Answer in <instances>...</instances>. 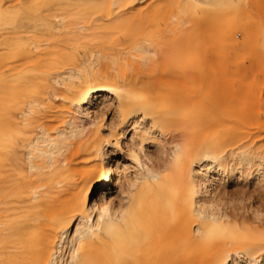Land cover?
Instances as JSON below:
<instances>
[{
	"label": "bare ground",
	"instance_id": "obj_1",
	"mask_svg": "<svg viewBox=\"0 0 264 264\" xmlns=\"http://www.w3.org/2000/svg\"><path fill=\"white\" fill-rule=\"evenodd\" d=\"M224 8L232 73L203 40ZM108 110L148 116L156 166L116 172ZM251 178L264 191V0H0V264H264L263 210L225 201ZM114 183L117 207L92 199Z\"/></svg>",
	"mask_w": 264,
	"mask_h": 264
},
{
	"label": "rangeland",
	"instance_id": "obj_2",
	"mask_svg": "<svg viewBox=\"0 0 264 264\" xmlns=\"http://www.w3.org/2000/svg\"><path fill=\"white\" fill-rule=\"evenodd\" d=\"M225 9L226 8L221 9L222 12L218 17L216 23L205 28L203 32V40L209 52H211V50L215 48H217V50L219 48L221 49L225 57V67L227 70H229V73H232L234 69V51L230 45L224 44L223 32L226 30L228 31V33L233 32L232 34L236 38L239 37V34L237 31L234 32V24L236 22V18L233 14V11L230 10L228 12L225 11ZM210 55L211 59L205 64V69L208 72L220 70L221 66L219 65V63L215 62V59L212 58V54ZM188 84L189 86H196V83L193 82ZM217 88L218 87L216 85H211L209 86V91L210 93H215L214 95L215 98H217L216 100H218L219 106H224L226 102L225 106L234 107L235 100L232 95L233 93L231 91V85L228 86L224 95H222L223 93H219L217 91ZM203 100H207L211 103L214 101L209 96L204 97ZM93 103H91V105ZM88 105L89 104H87L86 106ZM92 106L93 107L90 108V116H93V114L95 115V113L93 112H95L96 110L98 111L97 105ZM96 114L98 115V113ZM78 116L83 120L88 119L86 118L84 111L81 113L79 112ZM97 119H100V132L105 136L109 134L111 127L113 126L111 125L113 124V122H116L118 128L125 130L124 135L120 138V144L118 147H112L111 145L105 144V148L111 150L110 157L112 158V160H114L112 162H114V164H117V173L125 172L130 174L131 176H134V174H136L138 171H145L146 167L148 166L153 167L157 165L158 160L161 158V153L159 152L155 141V136L158 134V131L156 130V128H148V126H150L148 116L143 117L141 114H138L136 116L130 117L125 122L120 123L113 111L108 110L104 115H100ZM137 125L139 127L135 129L134 126ZM145 130L150 131V133H147ZM133 154H138V156L140 157L139 162L135 161L132 156ZM195 168L198 169L201 167L196 164ZM261 171V169L259 171L255 170V173L258 174ZM252 179L253 178L248 181L247 185L239 187L240 190L244 191V193L241 192L236 194H234L236 186L234 185L232 180H228L226 182V187L229 194L233 197L231 196L229 197V200L226 199L225 201L229 202V204H232L234 207L244 212L247 216H249V218L256 219L254 213L258 208H261L264 212V191L261 190L258 186H255L252 183ZM123 196L124 194L120 193V187L118 183L103 184L101 189H97L95 192H93L92 199L97 200L103 205L108 204L117 207L121 201V197ZM93 217L94 214H92L91 218ZM77 221L78 220H76L75 223ZM74 228L75 224L69 230L71 234L73 233ZM237 259L240 260V262L243 261L240 256H237ZM234 263L235 262H233V264Z\"/></svg>",
	"mask_w": 264,
	"mask_h": 264
}]
</instances>
